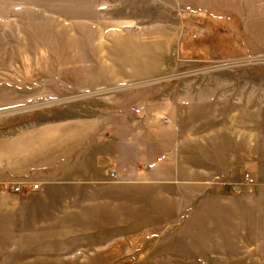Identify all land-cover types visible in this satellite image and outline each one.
Masks as SVG:
<instances>
[{
  "label": "crops",
  "instance_id": "0c3cea01",
  "mask_svg": "<svg viewBox=\"0 0 264 264\" xmlns=\"http://www.w3.org/2000/svg\"><path fill=\"white\" fill-rule=\"evenodd\" d=\"M74 1L88 7V46L96 48L98 61L111 50L125 56L122 61L151 62V51L164 46V61L172 69L177 63L248 56L252 46L264 52V10L254 21L249 0L244 7L237 0ZM129 46L147 52L121 48ZM180 87H165L157 103L117 102L106 113L60 118L5 144L2 157L10 174L42 184V191L32 193L36 198L4 204L7 212L19 211L27 219L26 235L37 239L29 248H75L84 238L88 251L109 243L139 255L146 238L151 247L163 232L166 237L172 229L181 232L179 223L200 221L202 229L219 231L221 211L238 199L257 204L249 197L224 196L257 161L253 102L237 101L235 89L223 96V86ZM205 90H213L211 96ZM110 168L117 181L107 175ZM72 188L86 190L82 208L81 198L62 196ZM213 237L212 245H221L220 237ZM202 239L203 253H215L207 249L209 239ZM189 242H183L185 252ZM177 245L164 252H182Z\"/></svg>",
  "mask_w": 264,
  "mask_h": 264
},
{
  "label": "rangeland",
  "instance_id": "374dc122",
  "mask_svg": "<svg viewBox=\"0 0 264 264\" xmlns=\"http://www.w3.org/2000/svg\"><path fill=\"white\" fill-rule=\"evenodd\" d=\"M70 1L0 0V264H119L122 261L126 264L133 261L136 264L176 261L178 264H264V52L258 53L252 46L253 53L248 56L177 63L172 69L164 61V46L151 51L155 58L151 62L122 61L125 56L111 50L106 60L98 61L96 48L88 46V7L85 1L80 7ZM246 1L237 0L238 6L244 7ZM249 1L253 20L257 22L263 14L264 0ZM238 16H241L239 10ZM121 48L133 53L147 52L143 47ZM129 73L136 76H128ZM189 84L216 89L223 86V96L232 95L235 89L237 101L253 102V145L257 161L250 172L257 183L246 189L244 195L234 196L230 187L224 196L249 197L257 204L238 199L235 205L221 211L219 231L211 227L202 229L200 221L179 223L180 227L184 226L179 234L176 229L167 237L163 232L160 240L151 242V247L150 238H146L147 246L139 255L129 251L131 248L109 243L88 251L84 238L77 239L75 248L44 245L29 248L28 244L37 239L26 235L27 219L19 211L7 212L9 207L4 204L11 199L37 196L26 191V194L11 192L12 182L31 180L10 174L9 165L2 157L5 144L13 143L21 134H37L43 129L38 127L60 118L106 113L117 102L157 103L169 87L183 88ZM213 90H205L204 95L211 96ZM62 196L81 198L77 207L82 208L86 190L64 189ZM212 235L220 237L221 245H212L216 241ZM201 237L209 239L211 246L206 247L215 253H203ZM184 238L190 241L186 246L188 252L183 245L185 240L182 242ZM81 243L87 245L81 248ZM176 245L182 252H164Z\"/></svg>",
  "mask_w": 264,
  "mask_h": 264
},
{
  "label": "built area",
  "instance_id": "2783aa9c",
  "mask_svg": "<svg viewBox=\"0 0 264 264\" xmlns=\"http://www.w3.org/2000/svg\"><path fill=\"white\" fill-rule=\"evenodd\" d=\"M161 119L165 123H170V118L166 117L165 115H161ZM107 175L109 176L111 181H117L118 174L115 169H108L106 171ZM257 183L256 178L249 172H244L239 181L232 183L230 185L231 190L234 195H242L245 191L246 187L254 186ZM24 188H27V193H38L42 191V184L40 182H12L11 183V192L16 194H22L24 192ZM119 264H126L122 261ZM130 264H136V262H131Z\"/></svg>",
  "mask_w": 264,
  "mask_h": 264
}]
</instances>
